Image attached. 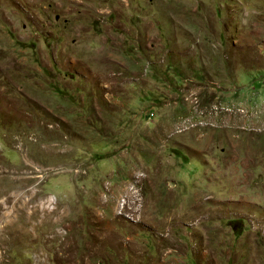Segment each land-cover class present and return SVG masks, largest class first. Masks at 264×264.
<instances>
[{
  "label": "rangeland",
  "instance_id": "1",
  "mask_svg": "<svg viewBox=\"0 0 264 264\" xmlns=\"http://www.w3.org/2000/svg\"><path fill=\"white\" fill-rule=\"evenodd\" d=\"M0 264H264V0H0Z\"/></svg>",
  "mask_w": 264,
  "mask_h": 264
}]
</instances>
